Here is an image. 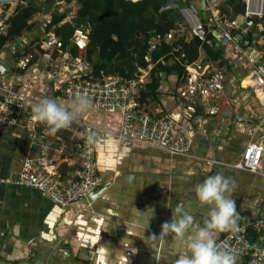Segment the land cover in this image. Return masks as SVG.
I'll use <instances>...</instances> for the list:
<instances>
[{
  "label": "crops",
  "instance_id": "1",
  "mask_svg": "<svg viewBox=\"0 0 264 264\" xmlns=\"http://www.w3.org/2000/svg\"><path fill=\"white\" fill-rule=\"evenodd\" d=\"M252 47L254 51L234 46L225 49L228 81L215 100L219 113L193 122L186 156H172L120 139L119 114L88 110L55 135L40 127L39 133L46 139L68 146L58 164L64 178L75 177L79 170L73 147L84 133V124L96 128L102 187L67 211L31 188L11 184L27 158L48 156L28 137V112L17 127L1 131L0 264H175L180 247L170 238L153 240L150 236L159 235L162 223L169 221L177 208L190 211L195 227H202L207 208L197 204L193 189L217 173L235 181L231 198L240 215L238 225L246 226L252 243L264 245V230L257 226L264 218V157L256 173L236 167L247 144L261 137L262 129L255 131L264 128V99L244 85L252 65H258L259 58L264 61L259 47ZM8 56L0 54L8 70L0 74V85L24 91L34 102L47 97L70 103L63 97L62 81L49 82L43 77L45 65L35 62L26 71L14 70L12 56L11 60ZM177 85L176 75L164 76L158 99L144 105L146 109L184 122L176 100ZM225 235L220 233L216 242Z\"/></svg>",
  "mask_w": 264,
  "mask_h": 264
},
{
  "label": "built area",
  "instance_id": "2",
  "mask_svg": "<svg viewBox=\"0 0 264 264\" xmlns=\"http://www.w3.org/2000/svg\"><path fill=\"white\" fill-rule=\"evenodd\" d=\"M205 1L207 14L205 21L209 31L205 29L203 19L200 18V10L193 2H186L180 10L189 37H197L204 42L208 32H211L216 45L224 50L234 46L239 50L247 47L254 51L253 40L249 36L255 26L254 18L264 16V0H243L246 11L233 20L222 13L221 6L227 0ZM201 2L202 0H197L198 5ZM20 5H26L25 0H22ZM13 12L14 10H10L9 7L0 6V35L7 33L8 21ZM38 17L37 20L44 31L39 44L40 51L21 58L17 62V68L26 71L33 63L40 62L45 65L43 77L46 80L63 82L62 94L68 102H71L75 92L80 91L91 99L90 112L119 114L120 139L157 148L172 156H186L192 144L191 132L194 131V124L199 121V117L219 113L215 100L226 88L228 70L225 67H220L204 58L189 63L184 60L185 54L177 57L176 60L186 70L184 82L176 88L180 114L185 118L184 122L179 121L166 114L151 112L141 104L139 98L145 88L148 70H141V75L134 78L121 75L108 76L104 73L95 76L93 65L85 56H75L63 50L60 38L52 30H46L52 24L51 16L38 15ZM178 32L177 30L169 32L164 41L169 44L177 42ZM72 40L79 51H85L90 43L89 31L76 29ZM152 41L150 50L153 51L159 44L160 37L153 38ZM21 42L27 44L26 39ZM11 48V51H16V45ZM179 49L180 47H177L174 51ZM4 53L9 52L5 50ZM146 59L149 61V57ZM252 67L245 76L248 80L247 88L264 99V64H254ZM7 71L5 67L3 74ZM67 71L71 72L70 76L64 75ZM33 103L35 102L26 92L0 85V132L17 127L24 114L28 112L26 125L28 137L34 146L43 148L48 154L43 158L26 159L20 172L12 178L11 184L31 188L67 211L102 187L96 161V143L89 146L84 138L87 130L95 131L96 128L91 124H84V133L74 144L80 163L79 170L75 177L62 178L58 173V164L62 162L68 146L46 140L39 133L42 125L31 120ZM261 129L259 140L250 142L245 147L240 162L236 164L237 168L252 173L260 169L264 157V128L260 126L255 131L257 134ZM257 226L264 230V218L257 222ZM216 244L221 249H239L238 264H264V245L249 240L246 226L238 225V231L227 233Z\"/></svg>",
  "mask_w": 264,
  "mask_h": 264
},
{
  "label": "trees",
  "instance_id": "3",
  "mask_svg": "<svg viewBox=\"0 0 264 264\" xmlns=\"http://www.w3.org/2000/svg\"><path fill=\"white\" fill-rule=\"evenodd\" d=\"M193 1L25 0L26 5L17 7L10 17L7 33L0 35V52L3 54L7 50L11 53L13 69L17 70L16 65L21 58L40 51L39 44L44 31L37 17L49 15L52 24L46 30H52L60 38L63 50L75 56H85L92 63L95 76L104 73L134 78L141 75V70H148L145 88L139 98L142 105H147L158 99L164 76L176 75L177 86L184 82L186 70L176 60L182 54L186 55L184 60L189 63L201 58L220 67L227 63L224 48L216 45L211 32H208L204 42L197 37H189L179 11L186 2ZM221 8L222 13L231 20L246 11L243 0H227ZM254 22L249 37L253 40L256 36L255 46L259 47L258 42L264 41V16L254 18ZM203 23L209 31L205 19ZM76 29L89 31L90 43L85 51H79L73 44L72 37ZM174 30L179 31L176 35L178 41L166 43L165 36ZM157 37H160L159 44L152 51V39ZM23 39L27 40V44L21 42ZM13 45H16V51H11ZM177 47L180 49L174 51ZM263 48L260 46L257 49L261 51ZM146 57H149V61ZM262 58L257 61H262Z\"/></svg>",
  "mask_w": 264,
  "mask_h": 264
},
{
  "label": "clouds",
  "instance_id": "4",
  "mask_svg": "<svg viewBox=\"0 0 264 264\" xmlns=\"http://www.w3.org/2000/svg\"><path fill=\"white\" fill-rule=\"evenodd\" d=\"M91 104L90 97L80 91L74 93L67 105L45 97L31 105V120L44 126L48 134L55 135L71 127L90 109ZM84 138L85 143L91 146L96 142L97 133L89 129L84 133ZM235 188V181L230 177L221 173L208 176L193 189L197 204L207 208L203 226L196 228L191 212L177 208L171 219L162 223L159 235L153 234L150 238H170L174 245L180 247L175 264H238L239 249H221L216 244L220 233L238 231L240 215L236 201L231 198Z\"/></svg>",
  "mask_w": 264,
  "mask_h": 264
},
{
  "label": "water",
  "instance_id": "5",
  "mask_svg": "<svg viewBox=\"0 0 264 264\" xmlns=\"http://www.w3.org/2000/svg\"><path fill=\"white\" fill-rule=\"evenodd\" d=\"M21 1L22 0H0V6L9 7L10 10L12 9L15 12V10L17 9V7H19V4H20ZM14 12L12 13V15L14 14ZM200 12H201L200 18L205 19L207 17V14H206V1L205 0H202V2H201ZM256 38L257 37L255 36L254 39H253V46L256 45V40H257ZM5 67H6V65L0 59V74H2L5 71Z\"/></svg>",
  "mask_w": 264,
  "mask_h": 264
},
{
  "label": "rangeland",
  "instance_id": "6",
  "mask_svg": "<svg viewBox=\"0 0 264 264\" xmlns=\"http://www.w3.org/2000/svg\"><path fill=\"white\" fill-rule=\"evenodd\" d=\"M193 3L198 7V3H197V0H194L193 1ZM179 13H180V11H179ZM180 15H181V13H180ZM181 17H182V15H181ZM182 21H183V18H182ZM184 22V21H183ZM182 28H184L183 27V24H182ZM262 42H264V41H262ZM261 46H264V45H261ZM262 52L261 53H264V48L261 50ZM7 54H9V55H11V53L9 52V53H7ZM8 57H10V60H11V56H8ZM258 63H260V64H262V63H264V61H259ZM46 139V138H45ZM46 140H48V139H46ZM79 139H77L76 141H75V143H77V141H78ZM50 141V140H49ZM37 147V146H36ZM40 148V147H39ZM43 149V148H42ZM73 149L75 150V148L73 147ZM75 152H76V150H75ZM28 159V158H27ZM77 160H78V157H77ZM79 161V160H78ZM23 165V164H22ZM78 165L80 166V163L78 162ZM22 168V167H21ZM21 170V169H20ZM20 172V171H19ZM78 172V171H77ZM58 173H59V170H58ZM77 174V173H76ZM60 175V174H59ZM76 176V175H75ZM60 177H62V178H64L63 176H61L60 175ZM65 178H68V177H65ZM69 178H72V177H69ZM40 194V193H39ZM41 195V194H40ZM42 196V195H41ZM44 197V196H43ZM87 199V198H86ZM63 210V209H62ZM65 211V210H64Z\"/></svg>",
  "mask_w": 264,
  "mask_h": 264
},
{
  "label": "bare ground",
  "instance_id": "7",
  "mask_svg": "<svg viewBox=\"0 0 264 264\" xmlns=\"http://www.w3.org/2000/svg\"><path fill=\"white\" fill-rule=\"evenodd\" d=\"M247 84H248V80L246 79L244 85L247 86ZM92 113H93V112H92ZM94 114H96V113H94ZM99 114H100V113H99ZM208 116H209V115H208ZM119 121H120V119H119ZM3 131H4V130H3ZM90 195H91V194H90Z\"/></svg>",
  "mask_w": 264,
  "mask_h": 264
}]
</instances>
